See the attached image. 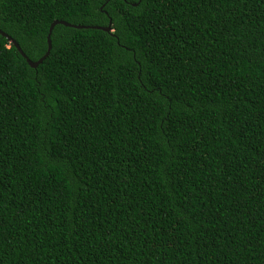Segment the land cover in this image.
<instances>
[{"label": "trees", "instance_id": "trees-1", "mask_svg": "<svg viewBox=\"0 0 264 264\" xmlns=\"http://www.w3.org/2000/svg\"><path fill=\"white\" fill-rule=\"evenodd\" d=\"M104 3L0 0L83 27L0 35V264H264V0Z\"/></svg>", "mask_w": 264, "mask_h": 264}, {"label": "snow or ice", "instance_id": "snow-or-ice-1", "mask_svg": "<svg viewBox=\"0 0 264 264\" xmlns=\"http://www.w3.org/2000/svg\"><path fill=\"white\" fill-rule=\"evenodd\" d=\"M55 3H62V4H69L72 3L75 7L80 8L81 5H83V8L87 9L91 4H93L95 2V0H54ZM112 3V0H105V3L103 5V7H107L108 4ZM124 3H130V6L132 8H139L141 4L146 3V0H128V2H126V0H124ZM132 5H138V6H132ZM80 15L83 14V12L79 13ZM117 15L123 16L124 17V22H127V18H128V14L126 12H118ZM111 19V17H110ZM62 21L61 20H57L55 21L51 27L53 29H55ZM67 27L69 28H75V25H67ZM118 29V26L115 24V22H113V30L116 31ZM0 34H2V32H0ZM68 36V38H71L73 36H75V33H69L66 34ZM118 38V37H117ZM40 39L39 36L34 38V43H36L38 40ZM47 42L49 45H51V36L47 35Z\"/></svg>", "mask_w": 264, "mask_h": 264}, {"label": "water", "instance_id": "water-1", "mask_svg": "<svg viewBox=\"0 0 264 264\" xmlns=\"http://www.w3.org/2000/svg\"><path fill=\"white\" fill-rule=\"evenodd\" d=\"M55 22V21H54ZM53 22V23H54ZM53 23H51V25L53 24ZM51 25H50V27H49V31H48V35H51V32H52V30H53V28L51 27ZM60 25H63V26H66L67 27V25H70V24H68V23H66V22H61L60 23ZM76 29H81V28H83L82 26H76L75 27ZM84 28H92V27H84ZM93 29H100V30H102V31H104V32H112L111 30H112V28H111V23L109 22V25L107 26V27H94ZM0 32H2L1 30H0ZM2 37H5L7 40H8V42L10 43V44H12L15 48H16V50L20 53V55L26 60V62H27V64H28V66L30 67V68H32V69H35L39 64H41L42 62H43V60L49 55V52H50V50H51V45H49L48 44V42H47V51H46V53H45V55L43 56V57H41L38 61H35V62H33V61H31V60H29L24 54H23V52L21 51V49H20V47L18 46V44L12 39V38H10L9 36H7L4 32H2V34H0Z\"/></svg>", "mask_w": 264, "mask_h": 264}]
</instances>
